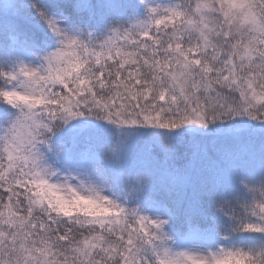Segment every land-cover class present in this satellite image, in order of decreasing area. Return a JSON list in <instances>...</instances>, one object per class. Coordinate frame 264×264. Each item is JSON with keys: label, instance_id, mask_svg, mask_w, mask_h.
<instances>
[{"label": "snow or ice", "instance_id": "snow-or-ice-1", "mask_svg": "<svg viewBox=\"0 0 264 264\" xmlns=\"http://www.w3.org/2000/svg\"><path fill=\"white\" fill-rule=\"evenodd\" d=\"M0 264H264V0H0Z\"/></svg>", "mask_w": 264, "mask_h": 264}]
</instances>
